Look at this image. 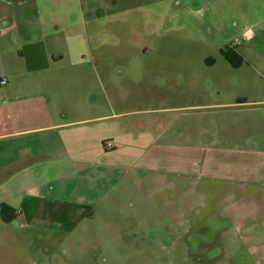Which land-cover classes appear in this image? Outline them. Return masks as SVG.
I'll return each instance as SVG.
<instances>
[{
	"label": "crops",
	"instance_id": "1",
	"mask_svg": "<svg viewBox=\"0 0 264 264\" xmlns=\"http://www.w3.org/2000/svg\"><path fill=\"white\" fill-rule=\"evenodd\" d=\"M33 3L0 0V8ZM77 3L78 11H34L27 18L36 29L22 27L25 14L2 25L0 11V81L8 80L0 84L1 251L21 247L28 264H38L30 254L36 244L110 229L119 218L131 222L135 211L146 220L153 207L170 210L172 191L180 204L202 193L222 198L249 247L242 263L264 264V220L262 228L249 224L258 222L250 212L264 219V22L256 31L236 26L210 55L217 45L202 28L218 12L194 0L195 11L145 14L151 27L138 48L121 30L134 29L136 16H122L105 0ZM182 15L203 21L197 40L169 44ZM227 47L240 65L224 57ZM180 50L190 58L169 59ZM200 50L208 53L195 62ZM214 110L233 113L234 127L218 134L217 118L206 120ZM186 112H201L196 130L170 137L168 128L180 120L170 114ZM241 125L254 134L246 139ZM9 255L26 264L18 253L0 254V264Z\"/></svg>",
	"mask_w": 264,
	"mask_h": 264
},
{
	"label": "rangeland",
	"instance_id": "2",
	"mask_svg": "<svg viewBox=\"0 0 264 264\" xmlns=\"http://www.w3.org/2000/svg\"><path fill=\"white\" fill-rule=\"evenodd\" d=\"M66 1L34 0L31 8L23 6L20 9L8 5L2 6L0 11L5 15L2 25H5V23L10 25L16 19L15 14L20 15V18L25 14V24L21 22L22 27L36 29L39 27L38 24H28L29 19L27 18L32 16L36 10H41L45 14L49 12L63 13L67 6L73 7L76 11L79 10L80 6L77 0ZM105 1L115 7V10L120 12L122 16L127 13H130V17L136 16V19H134L136 22L131 25V29H134L121 28V30L122 32H131L133 42L135 41L138 48L144 44L145 35H147L151 27L146 23L145 14L161 11L188 13V10L195 11L198 8L194 0H168L164 3L159 0ZM199 1L203 11L218 12L215 20H210L209 18L205 20L206 22L210 20L212 25L209 22L207 26L202 28L204 30L205 27H208V30H212L211 41L217 45L216 47H211L212 53L210 55L218 53L219 44L217 43L221 42V38L225 39V36L230 37L231 30L236 26L256 31L258 22H264V0ZM209 1L212 3V9L209 6ZM181 17V20H174L177 31L174 36L176 40L171 42L168 40L169 44H174V42L193 44V40H197L195 33H199V28L203 26V21L199 22L194 18V15H182ZM121 26H124V24ZM154 27L152 26V28ZM222 27L226 28V35L218 33V30H221ZM123 38L122 36L121 45L125 42ZM227 44L231 45V42ZM207 53L204 50H200V54H197L198 56L191 58L196 59L195 62H197L203 60L204 58L202 57L207 55ZM169 57V59H180L181 61H183L182 59L190 58L186 57L181 50L179 52H171ZM137 58L145 59L146 56L145 54H137ZM163 59L167 58L163 57ZM228 112L230 111L214 110L206 118L208 121L217 118L222 124V129L217 132L218 134L223 133V127H234V125L230 124L231 119L229 118L230 114L233 113ZM200 113L170 114V119H180L178 123L176 122L168 128L170 137L175 138L181 133H184V136L192 135L196 130V124L200 123V121L198 123L196 121L197 117L200 118L198 115ZM225 117H228L226 122L224 120ZM236 121V124L239 125L241 120L238 119ZM228 123L229 125H227ZM239 127L237 129L242 132L241 134L245 135L246 139L254 134V132L242 130V125ZM207 138L206 134L204 139L207 140ZM183 139L185 140L187 137ZM176 193L179 192H169V198L173 200L170 203V210L157 211L153 207L146 214V220L142 217V211H135L133 213L134 219L131 220V222L135 221L134 224L124 220L130 227L124 225L122 219L119 218L120 220H114L117 226L110 229L96 226L85 237H81L80 234L55 236L56 238L51 241V245L46 243L36 244L31 248L30 254H35L38 264H245L242 261L247 257L249 247L244 245L237 227L230 224V214L225 209V205L222 204V198L221 200L210 201L209 196L202 193L201 195H195L191 201L186 199V203L195 202L191 206L186 203H178L175 199ZM180 197V194H178V198ZM252 213H249L251 218H258V222L249 224L259 225L262 228L263 226H260L264 220L262 219V212H258L255 216ZM215 218H218V224L222 225H218ZM220 230L223 232L220 233ZM105 231L107 232L105 233ZM262 247V254H264V243ZM6 250L8 253H6ZM16 253L20 255V258L22 257L21 263L28 264L31 261L29 257H26V252L21 247H18L16 251L7 248L2 252L0 249V254ZM4 261V264L16 263V259L11 255L5 256ZM249 263L247 262L246 264Z\"/></svg>",
	"mask_w": 264,
	"mask_h": 264
},
{
	"label": "trees",
	"instance_id": "3",
	"mask_svg": "<svg viewBox=\"0 0 264 264\" xmlns=\"http://www.w3.org/2000/svg\"><path fill=\"white\" fill-rule=\"evenodd\" d=\"M223 55L224 57L230 61L234 66L236 65H240L242 63V59H240L239 57H236V55L234 54V51L230 48V47H227L224 51H223ZM238 59L239 62L238 63H235V59Z\"/></svg>",
	"mask_w": 264,
	"mask_h": 264
},
{
	"label": "built area",
	"instance_id": "4",
	"mask_svg": "<svg viewBox=\"0 0 264 264\" xmlns=\"http://www.w3.org/2000/svg\"><path fill=\"white\" fill-rule=\"evenodd\" d=\"M0 84H1L2 86H5V85L8 84V80H7V79H3V80L0 81Z\"/></svg>",
	"mask_w": 264,
	"mask_h": 264
}]
</instances>
